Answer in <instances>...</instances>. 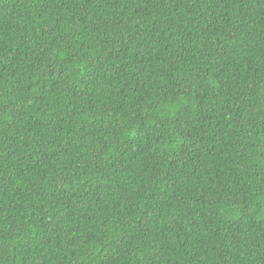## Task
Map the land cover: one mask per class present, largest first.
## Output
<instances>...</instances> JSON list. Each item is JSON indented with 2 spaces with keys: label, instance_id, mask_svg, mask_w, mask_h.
I'll list each match as a JSON object with an SVG mask.
<instances>
[{
  "label": "trees",
  "instance_id": "1",
  "mask_svg": "<svg viewBox=\"0 0 264 264\" xmlns=\"http://www.w3.org/2000/svg\"><path fill=\"white\" fill-rule=\"evenodd\" d=\"M0 264H264V0H0Z\"/></svg>",
  "mask_w": 264,
  "mask_h": 264
}]
</instances>
